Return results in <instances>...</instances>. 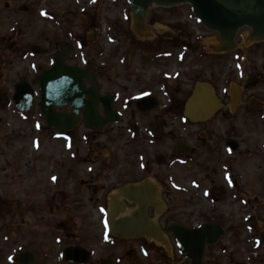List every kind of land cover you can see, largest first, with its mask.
Listing matches in <instances>:
<instances>
[{
  "label": "flooded vegetation",
  "instance_id": "obj_1",
  "mask_svg": "<svg viewBox=\"0 0 264 264\" xmlns=\"http://www.w3.org/2000/svg\"><path fill=\"white\" fill-rule=\"evenodd\" d=\"M121 12L122 23L109 26L111 32L117 33L113 38L116 43L114 50L104 57L102 77L98 76L96 66L87 67V57L83 62H72L74 54L69 44L71 54L65 61L66 65L79 67L89 74L93 71L99 95L104 97V103L98 101L94 109L106 122L100 131L87 128L83 123V113L93 105L80 107L78 124L65 132H75L77 136L68 134V143H71L69 150L72 151H68L63 161L58 159L54 186L69 192H99L96 201L91 195L88 197V203L98 206L99 230L88 234L83 232L81 238L76 232L64 233L59 230L47 233L46 237L38 233L32 245L28 242L30 234L26 232L23 236L24 245L11 249L16 254L9 255L6 264H17L18 255L25 250L28 252L26 262L30 264H113L120 262V259H114L116 255L104 256V250L130 242L139 252L138 264L149 262L151 257L162 264L164 259L158 254H166L173 244L182 263L189 264L188 260L182 258L168 224L176 223L186 229L204 224L186 226L168 220L166 217L171 213L173 202L171 198L185 194L195 199L198 189L204 188L206 182L211 186L207 188L212 198V190L217 188L218 183L210 179H213L217 170H221V179L226 188L229 185V192H234L237 187L234 169L222 166L221 161L229 160V165L235 164L237 156L247 157L246 153L251 150L246 149L244 153L231 131H226L222 138L215 132L212 135L214 141H204L211 132L210 124L214 117L222 110L227 111L221 104L217 77L222 58L231 53L221 54L220 45L214 41L206 42L204 27L199 23L186 22L189 19L187 9H181L178 13H173L172 8L150 9L145 23L139 25V32L132 24V9L128 6ZM249 31L244 29L239 33ZM256 45V51L260 53L258 58H261L264 41L245 49L256 52ZM245 49L238 50L244 52ZM235 52L231 57L234 63L240 62L238 79L242 82L239 95L235 92L230 97L235 98L239 110L245 107L254 122L250 125L256 124L253 127L262 130L264 143V89H261L264 87V64H254L252 53L235 57ZM50 60V65L40 67L38 71L52 67V55ZM230 80H224L223 84L232 82ZM83 84L85 89L90 88L85 78ZM36 87L40 95V85ZM234 88L237 90L238 87ZM196 89L208 98L207 110L212 114L206 119L201 116L193 119V108L188 106ZM223 93L227 95L228 90L224 89ZM243 94L246 98L244 103ZM109 97H112L110 104ZM109 110L116 115L115 122L106 115ZM58 111L70 114L72 108L64 107ZM109 130L112 134H108ZM104 136L109 143L126 142L127 151H121L120 147L112 156L104 154V150L100 154L97 150L104 149ZM124 136L126 140L119 141ZM78 140L85 147L82 152L75 150ZM133 159L136 165L131 162ZM81 162L89 166L85 172L76 171ZM116 200L119 205L114 209L111 202ZM142 207L143 214L140 212L131 221L137 224L139 232L121 237L110 235L109 226L114 224L115 215L125 221ZM156 228L161 240L156 238ZM4 244L15 246L16 241L3 235L0 250ZM128 249L130 246L123 250ZM29 254L33 256L32 259Z\"/></svg>",
  "mask_w": 264,
  "mask_h": 264
},
{
  "label": "rangeland",
  "instance_id": "obj_2",
  "mask_svg": "<svg viewBox=\"0 0 264 264\" xmlns=\"http://www.w3.org/2000/svg\"><path fill=\"white\" fill-rule=\"evenodd\" d=\"M127 7L124 0H0V239L8 235L16 241L15 246H2L0 264H6V258L16 254L11 249L24 245L26 232L30 234L28 242L32 245L38 233L46 237L47 233L59 230L76 232L81 238L83 232L88 234L99 230L98 206L88 203V197L91 195L95 200L99 192H69L54 186L58 159L63 161L68 151H72L69 150L68 134H77L55 135L45 126L37 108L36 86H33L36 96L29 114L21 115L15 111L11 95L14 83L26 80L31 84L36 71L50 65V56L67 44L74 54L72 62H83L87 57L88 62L97 67L98 76L102 77L104 57L114 50L116 43L113 38L117 33L111 32L109 26L122 23L120 13ZM171 8L173 13L187 9L189 19L186 22L198 23L190 14L188 5ZM204 36L206 42L213 39V33L207 30ZM235 41L237 47H244L242 39L236 36ZM31 45L48 49V54L32 55L29 52ZM234 52L222 58L217 77L221 104L227 111L222 110L214 117L210 124L211 132L204 141H214L212 135L215 132L222 138L226 131H231L243 152L251 150L246 153L247 157L237 156L235 164L229 165V160L221 161L222 166L234 169L237 187L234 192H229V185L226 188L221 179V170H217L210 179L218 183L217 188L212 190L215 200L209 195L208 188L211 186L206 182L204 188L198 189L195 199L185 194L172 197L171 213L166 217L186 226L214 222L224 229V235L218 242L206 247L204 264H264V244L259 240V235L264 234V143L262 130L253 127L256 124L250 125L254 122L245 107L239 110L234 97H230L235 92L239 95L242 82L238 76L240 62L234 63L231 57ZM250 53L254 64H264V54L258 58L260 53L252 49L238 50L235 57ZM229 78L232 82L223 84ZM224 89L228 90L227 95H224ZM245 100L243 94L242 103ZM108 134H112L111 131ZM121 140H126V136L119 138ZM126 146V142L109 143L104 136V149L100 148L97 152L103 154L101 150H104V154L112 156L120 147L126 152ZM84 149L78 140L75 150L82 152ZM131 162L136 165L135 159ZM88 168L86 163L81 162L76 171L85 172ZM128 246V251L123 250ZM104 256L120 259L113 264H138L139 252L132 242L120 243L117 247L104 250ZM158 256L163 257L162 264H185L174 244L166 254ZM157 260L151 257L143 264H159Z\"/></svg>",
  "mask_w": 264,
  "mask_h": 264
},
{
  "label": "water",
  "instance_id": "obj_3",
  "mask_svg": "<svg viewBox=\"0 0 264 264\" xmlns=\"http://www.w3.org/2000/svg\"><path fill=\"white\" fill-rule=\"evenodd\" d=\"M127 2L132 8V24L136 32L140 31L139 25L144 24L149 7L189 4L197 20L206 29L217 33L216 41L221 45V52H228L235 48L236 33L244 27L251 28L248 36H243L244 46L248 42L264 40V0H127ZM190 14H192L191 11ZM30 51L34 54L44 52L39 46H31ZM67 54V49L55 53L52 58L53 67L37 73L33 80V84L40 85L41 96L38 102L40 114L46 126L54 132L69 130L76 125L81 106L92 104L94 107L98 100L104 103V98L98 96L93 76H88L87 72L64 64ZM83 78L90 82V89H84ZM86 95L89 96V100H85ZM12 101L17 112L22 114L30 112L34 102V93L26 81H20L14 85ZM204 101H206L205 95L196 89L190 104L207 103ZM110 102L109 97L108 103ZM67 105L73 109L72 114L54 110V108H63ZM214 108L216 109L217 106ZM211 114V111L205 112L204 119ZM106 115L109 116V120H115L111 110L106 111ZM105 122L94 108L84 111L86 126L100 130ZM168 230L174 234L182 257L188 259L190 264H203L205 245H214L224 233L222 228L212 223L193 229H184L178 225L169 224ZM112 232L117 236L121 235L115 228ZM260 238L264 242V236ZM27 253V250L20 253L18 264H30L26 262ZM29 256L32 259L33 256L31 254Z\"/></svg>",
  "mask_w": 264,
  "mask_h": 264
},
{
  "label": "bare ground",
  "instance_id": "obj_4",
  "mask_svg": "<svg viewBox=\"0 0 264 264\" xmlns=\"http://www.w3.org/2000/svg\"><path fill=\"white\" fill-rule=\"evenodd\" d=\"M207 99L208 98H206L207 103H198L196 105H191L190 102L188 103V106H192V108H193L192 109L193 110V119H195L198 116H201L202 118H204L206 116L205 112L209 111V110H207V106L209 103ZM206 101H204V102H206ZM202 107H204V108L201 109ZM118 205H119L118 200L111 202V206L114 209H116ZM143 210H144V207H142V209L140 211L133 213L130 218H126L125 221L123 219L119 218L117 215H115L113 218L114 224L112 226L115 229H117L121 234H124V235L139 232L140 229L138 228L137 224L133 223L131 221H133L134 218H137V215H139L140 212H142V214H143ZM156 232H157L156 238L161 240V238L158 236L157 228H156Z\"/></svg>",
  "mask_w": 264,
  "mask_h": 264
}]
</instances>
